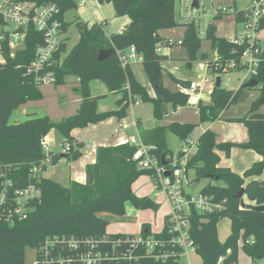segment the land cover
Wrapping results in <instances>:
<instances>
[{"label":"trees","instance_id":"16d2710c","mask_svg":"<svg viewBox=\"0 0 264 264\" xmlns=\"http://www.w3.org/2000/svg\"><path fill=\"white\" fill-rule=\"evenodd\" d=\"M34 2L37 5L57 4L59 18L63 23V32L70 26L65 15L76 4L72 0H21ZM102 4L114 6L118 17L130 16L131 23L120 33L107 36L103 24H89L76 20L80 32L78 44L65 56L67 39H63L53 63L47 71L54 73L57 85H62L68 76H77L80 86L77 91L83 101L78 112L60 122H53L49 117L30 118L24 122L11 124L10 117L21 105L29 101L42 99L40 86L27 75V67L35 58L36 47L43 43V36L30 26L26 30L25 47L18 50L14 57L10 54L8 41L2 44L5 63L0 64V172L8 168V176L13 188H26L35 185L41 193L39 199L32 202V212L28 217L11 226L0 221V264H26L28 248L37 252L41 259V248L46 238H63L75 240L77 249H70L65 243L56 244L51 250L50 258H64L67 264H80L79 256L90 251L112 252V242L125 239L126 234L107 232L109 222L102 219L101 213L117 216L126 214V203H132L137 209L146 199L139 198L133 191V184L143 175L151 176V171L140 169L133 155L137 150L134 145L99 148L97 162L87 166V183L73 182L68 187L45 178L43 175L34 178L30 169L46 157L42 140L56 129L73 147L83 148L71 136L76 128H86L109 117L124 118L131 103L137 99L153 104L154 117L164 116L187 106L189 98L179 91H172L163 84L162 63L165 56L160 49L169 44L159 32L180 26L176 20L177 0H96ZM229 16V15H228ZM217 19L221 16L217 15ZM236 21H239L236 18ZM186 28L182 45L188 52V63L197 60L201 49L200 32L195 22L182 25ZM206 40L220 56L218 61L210 62L213 72L220 61L232 58L233 43L217 34V26L210 23L206 30ZM134 47L142 57V64L147 77L155 90L156 97L150 98L147 90L135 79L130 65L123 66L121 56L124 51ZM114 49L115 53L107 59L99 60L102 50ZM202 58L207 60V56ZM260 83L264 82V62L258 75ZM93 80L102 81L110 92L121 93L117 105L119 110L106 113L97 111V104L102 97H93L89 84ZM178 82L188 85L189 82ZM259 91L257 88H253ZM252 90L244 84L238 90L224 87L212 91L211 103L200 102L201 122H214L222 118L224 112L237 104L243 91ZM261 97L253 101L249 112L242 118L230 119L231 122L244 124L249 132V140L243 144L218 143L217 136L211 130L205 131L197 140L195 154L189 159L188 170L195 171V182L207 180L202 189L203 195L212 196L214 202H225V209L210 214L194 212L191 216V234L199 245L198 254L203 264H218L224 257V264H238L239 243L242 241L244 253L254 262L264 260V212H257L248 207L264 205V114L259 112L263 105L264 90ZM197 126L195 124L174 123L166 127L143 132L142 144L154 147L152 154L160 161L172 154L167 144V135L172 133L183 142L189 139ZM233 147L250 149L261 155L262 159L253 164L244 175H239L228 167L220 166L218 151H230ZM52 164L59 157L51 153ZM46 167L44 168L45 171ZM245 189L244 200L249 203L242 208V199L237 195ZM231 221V234L225 242L218 236V225L222 219ZM167 219V217H166ZM165 219V221H166ZM142 234L153 233L150 226L144 225ZM164 237L165 227L153 233ZM134 235L130 234L129 237ZM107 238V241H103ZM134 264H180L170 257L166 260H155L143 257Z\"/></svg>","mask_w":264,"mask_h":264},{"label":"built area","instance_id":"2783aa9c","mask_svg":"<svg viewBox=\"0 0 264 264\" xmlns=\"http://www.w3.org/2000/svg\"><path fill=\"white\" fill-rule=\"evenodd\" d=\"M216 14L220 16L232 15L239 19L240 27L236 30L235 37L231 40L233 48L232 58L227 61H220L212 79L206 78L201 82H193L184 85L176 84L177 91L191 98H200V90L203 82L212 81L216 85L218 77L224 76L236 69H245L246 75L241 80V86L255 79L260 67L264 62V0H249L243 10L236 7L231 9L218 7ZM33 26L43 36V43L36 47L35 58L27 67V75L33 78L36 85L55 83L56 78L53 72L47 71L52 65L55 54L58 52L63 41V23L59 18V8L55 3L37 5L34 2L21 0H0V64L5 63L1 51L2 44L8 41L10 54L25 47L27 37L26 30ZM169 44H171L169 42ZM168 44V45H169ZM247 47L240 55L242 48ZM163 48V47H162ZM162 48L160 51L162 52ZM142 59L136 49L132 47L130 55L121 56L123 66L131 61ZM220 59V58H219ZM258 81V80H257ZM222 86V78H221ZM259 91L264 90V82L258 81L255 87ZM46 157L40 164L30 169V174L40 177L44 168L52 165L51 150L45 138L41 142ZM134 145L137 147L133 155L140 169L151 171V178L158 190L163 192L171 206V213L165 221L166 234L164 237H157L153 233L134 235L132 238L127 235L125 239L112 242V252L90 251L79 256L80 264H134L143 257H151L155 260H166L170 257L177 259L180 264H192L191 257L198 254L199 245L191 234V216L194 212L199 214H210L225 209V202H214L212 196L188 194L186 187L189 183L187 164L195 154L197 142L186 140L184 148L180 152L169 154L164 158L165 163L160 162L153 154L154 147H148L138 141L137 138H130L122 142V145ZM98 149L97 143L84 145L78 148ZM75 150L71 144L63 146L61 154L72 155ZM40 190L35 185L26 188H13V183L8 176V168L0 172V221L14 226L25 220L32 212V202L39 199ZM165 227V225H164ZM103 241H107L104 238ZM65 243L70 249H77L78 243L63 238H46L41 248V259L37 258L33 264H67L69 261L60 257L50 258L51 250L56 244ZM183 259H187L184 262ZM224 257H221L218 264H224Z\"/></svg>","mask_w":264,"mask_h":264},{"label":"crops","instance_id":"0c3cea01","mask_svg":"<svg viewBox=\"0 0 264 264\" xmlns=\"http://www.w3.org/2000/svg\"><path fill=\"white\" fill-rule=\"evenodd\" d=\"M76 4V8L70 10L65 15V21L70 24L68 16L71 12H75V23L79 21L93 24H103V30L107 36L114 33H120L131 23L130 16L118 17L116 15L115 8L110 3H100L96 0H72ZM235 6V3H234ZM177 20V19H176ZM69 28L67 33L64 34V39L70 41ZM186 28H174L161 30L159 34L165 40H169L171 44L162 48V54L165 56V60L162 63L163 67V84L166 88L176 91V84L179 80L185 82H201L202 80L209 78L210 72H213L209 66L210 62L218 61L220 56L212 45L211 41H207V46L204 45L203 40L201 42V49L197 54V60L188 63V52L182 45L185 37ZM200 32V31H199ZM80 39V37H79ZM228 39V38H227ZM230 40V39H228ZM231 41V40H230ZM67 44V42H66ZM212 50V52H211ZM132 47L125 50L126 55H130ZM203 55L207 56V60L202 58ZM131 71L135 79L147 90L150 98H155L156 93L152 87L147 74L144 70L142 59H137L129 63ZM214 73V72H213ZM215 74V73H214ZM56 85V89L53 94L57 95L54 103L52 102H28L21 105L16 109L10 117V123L24 122L30 118L49 117L53 122H60L68 117L75 115L83 101L82 95L77 91L80 86V79L77 76H68L62 85ZM215 84L212 81L203 82L200 90V98H191L187 106L180 107L176 111L164 116L162 119H156L153 112V104L151 102H143L137 99L134 103H131L127 110V114L124 118H118L116 116L109 117L99 123L90 124L86 128H76L72 131L71 136L77 142L86 144L97 143L99 148L117 147L121 146L122 142L130 139L137 138L142 143L141 136L143 132L154 130L156 128L166 127L174 123L180 124H195L197 127L190 135L189 140L197 142L199 137L205 131L211 130L217 136L218 143H233L243 144L249 140V132L247 127L238 122H231L230 119L242 118L249 110L244 111L243 115H231L230 117H224L231 110V108L224 112L222 118L214 122H201L199 103L205 104L211 103L212 91L215 88ZM242 87V86H241ZM240 87V88H241ZM90 93L93 97H102L98 101L97 111L99 113H106L119 110L117 105L118 101L122 98L121 93L110 92L107 86L100 80H93L89 84ZM41 90V89H40ZM42 92V91H41ZM48 95L42 92V96ZM236 105V104H235ZM260 107L259 112L264 114ZM236 113V112H235ZM45 140L50 146L52 153L57 154L59 160L57 163L47 166L43 176L45 178L52 179L61 185L68 187L73 182H77L85 185L87 183V166L95 164L97 162L98 149H83V156L76 162L71 158H61V150L67 139L62 136L56 129L51 130L45 137ZM167 144L169 149L176 153L180 152L184 148V142L176 135L169 133L167 135ZM78 149V147H76ZM220 156V166L228 167L239 175L244 173L256 162L262 159L261 155L254 150L242 149L233 147L230 151L222 150L218 151ZM191 173L195 174L194 170L188 171L189 183L186 187L188 194H197L202 191L194 192L191 189L193 181L191 180ZM146 178L149 181L151 176H141L132 186L134 193L141 199H149L153 192L151 188L149 192L142 191L138 183L141 179ZM264 179L263 175L260 177ZM206 184L208 183L207 180ZM206 186V185H204ZM158 200H153L158 206L157 212L161 210L162 202L166 203L168 209L162 213L163 226L165 225L166 217L171 213V206L166 197L163 194H156ZM126 203V214L123 216L113 215L111 213H101L99 216L109 222L107 232L110 234H126L137 235L141 233L143 226L146 224L150 226L152 232V223L150 219L152 212H143L131 204V213L134 214L135 219H130ZM245 203H249L247 198ZM220 239V238H219ZM221 242H223L220 239ZM242 246V241L239 243ZM250 259V258H249ZM250 264H264V260L254 263L250 259Z\"/></svg>","mask_w":264,"mask_h":264},{"label":"rangeland","instance_id":"374dc122","mask_svg":"<svg viewBox=\"0 0 264 264\" xmlns=\"http://www.w3.org/2000/svg\"><path fill=\"white\" fill-rule=\"evenodd\" d=\"M195 0H177L176 2V19L180 26L175 28H183L182 25L195 22L196 27L200 31V37L203 40L204 45L207 46L206 40V30L210 23H214L217 26V34L221 37L228 38L232 40L235 37L236 30L240 27V24L236 21V17L229 16H221L220 19H217L216 9L218 7H226L231 9L232 7H236L239 10H243L246 8L249 0H196L199 2L200 7L198 9H192V4ZM235 3V6H234ZM75 12H71L68 16V20H70L69 26V36L70 41H67V49L65 56L70 53V51L78 44L80 32L75 23ZM212 52V50H211ZM216 74L210 72L208 76L210 78L215 77ZM246 70L245 69H236L231 71L222 78V87L228 90H238L241 87V80L245 77ZM41 91L47 93L48 95H44L42 99L38 101H30V102H52L54 103L57 95L53 94V91L56 89L55 83L42 84L40 85ZM261 97V92L256 89L245 90L243 91L239 101L236 105L232 106L231 110L226 114V117H230L231 115H243L244 111L249 110L253 101L258 100ZM28 103V102H27ZM26 104V103H25ZM264 113V104L261 110ZM236 112V113H235ZM195 174L191 173V180L193 181L191 189L194 192H198L204 185H206V181L195 182L194 181ZM138 186L141 187L142 191L149 192L152 188L153 192L149 194L152 200H158L156 194H163L160 190H158L155 186V183L152 179L147 181L146 178L141 179L138 183ZM128 212L131 211V204L127 205ZM168 207L166 203L162 202V207L159 212L153 209L143 210V212H152V217L150 222L152 223V228L154 231H159L163 226V216L162 213L167 211ZM138 210V209H137ZM129 218L135 219L133 213H128ZM231 234V221L228 218L222 219L218 225V236L219 238L225 242L227 238ZM239 255H238V264H250L249 257L244 253L242 246L240 245ZM36 260V252L34 249L28 248L26 251V264H33ZM184 262H187V259H183ZM192 264H203L202 258L199 254L193 255L191 257Z\"/></svg>","mask_w":264,"mask_h":264},{"label":"water","instance_id":"95a60500","mask_svg":"<svg viewBox=\"0 0 264 264\" xmlns=\"http://www.w3.org/2000/svg\"><path fill=\"white\" fill-rule=\"evenodd\" d=\"M199 7H200L199 2L195 0L192 4V9H198ZM246 48L247 47H244L241 49L240 55H242L245 52ZM113 53H115L114 49L102 50L99 54V60L103 61V60L107 59L109 56H111ZM257 84H258V81L253 79L246 84V88L253 89L257 86ZM216 87L217 88L221 87V77L217 78ZM262 103L264 104V99L262 100ZM82 156H83L82 152L77 149V150H75V152L71 156L67 155V154H62L61 158H63V159L71 158L72 161L76 162ZM162 162L165 163L164 159L162 160ZM244 196H245V189H242L240 191V193L237 195L238 198L242 199V203H241L242 208H245L247 206V204L245 203V200H244ZM248 207L254 211H257V212H264V205L263 206L248 205ZM158 208H159V206L152 199L145 200L140 207L141 210H147V209L158 210Z\"/></svg>","mask_w":264,"mask_h":264}]
</instances>
